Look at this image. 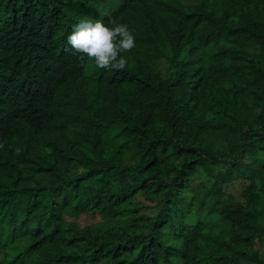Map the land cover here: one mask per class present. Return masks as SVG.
<instances>
[{
    "label": "trees",
    "instance_id": "trees-1",
    "mask_svg": "<svg viewBox=\"0 0 264 264\" xmlns=\"http://www.w3.org/2000/svg\"><path fill=\"white\" fill-rule=\"evenodd\" d=\"M110 15L136 46L89 77L66 38ZM29 123L58 139L0 147V264H264V0H0L4 141Z\"/></svg>",
    "mask_w": 264,
    "mask_h": 264
},
{
    "label": "clouds",
    "instance_id": "clouds-1",
    "mask_svg": "<svg viewBox=\"0 0 264 264\" xmlns=\"http://www.w3.org/2000/svg\"><path fill=\"white\" fill-rule=\"evenodd\" d=\"M67 45L71 47L74 55L83 63L85 59L92 64L87 69L95 71L101 75V70H123L125 69L128 58L121 53L130 52L135 46V36L129 26L120 23L115 19L107 23L103 20H82L73 25L70 34L66 38ZM101 69V70H100ZM2 110V109H1ZM3 115L7 118L2 110ZM30 125L19 135L10 137L5 142L6 129L0 128V147L7 153L16 151V158H26V152H19L15 149V144L26 146L28 149L34 146L47 147L52 141H56L57 133L54 129Z\"/></svg>",
    "mask_w": 264,
    "mask_h": 264
},
{
    "label": "bare ground",
    "instance_id": "bare-ground-1",
    "mask_svg": "<svg viewBox=\"0 0 264 264\" xmlns=\"http://www.w3.org/2000/svg\"><path fill=\"white\" fill-rule=\"evenodd\" d=\"M120 5H121V7H123L122 4H120ZM110 7H111V6H110ZM107 8H108V7H107ZM113 8H115V7H113ZM116 9H117V8H116ZM116 9H115V10H116ZM118 9H119V8H118ZM111 10H112V8H111ZM108 11H109V9L107 10V12H108ZM117 12H119V11H117ZM111 13H113V15L116 14V13L114 14V11L111 12ZM109 14H110V13H108V15H109ZM118 14H119V13H118ZM108 15H107V16H108ZM118 16H119V15H118ZM110 17L112 18L111 15H110ZM108 18H109V17H108ZM108 18H107V19H108ZM114 18H115V17H114ZM116 18H117V17H116ZM192 18H193V17H192ZM112 19H113V18H112ZM117 19H118V18H117ZM190 19H191V18H190ZM110 20H111V19H110ZM115 20H116V19H115ZM105 21H106V20H105V18H104V22H105ZM108 21H109V19H108ZM106 22H107V21H106ZM184 22H186V19L184 20ZM188 22H189V19H188ZM181 23L183 24V22H181ZM179 24H180V23H179ZM172 28H173V27H172ZM173 29H174V28H173ZM173 29H172V30H173ZM179 31H180V30H179ZM182 31H184V30H182ZM182 31H181V33H182ZM183 33H184V32H183ZM187 33L190 35V32H187V31H186L185 34H187ZM191 34H192V33H191ZM181 35H182V34H181ZM183 36H184V35H183ZM190 36H191V35H190ZM190 36H189V37H190ZM192 36H193V35H192ZM187 38H188V37H187ZM201 60H202V59H201ZM201 60H200V61H201ZM201 62H202V61H201ZM199 63H200V62H199ZM76 129H77V131H78V128H76ZM76 129H75V130H76ZM79 129H80V127H79ZM80 130H81V131H85V130H82V129H80ZM71 132H72V131H71ZM72 133H73V132H72ZM81 133H82V132H81ZM77 134H78V132H77ZM78 135H79V134H78ZM78 135H75V136L78 137ZM68 137H69V136H68ZM71 137H72V136H70V138H71ZM79 137H80V136H79ZM79 137H78V139H79ZM70 138H68V139L70 140ZM209 138H210V137H209ZM74 139L77 140L76 137H74ZM69 140H68V142H69ZM73 141H74V140H73ZM71 142H72V141H71ZM74 142H75V141H74ZM76 142H77V141H76ZM76 142H75V143H76ZM69 144H70V143H69ZM73 144H74V143H73ZM210 145H211V144H210ZM213 145H214V144H213ZM224 145H225V144H224ZM216 155H218V154L216 153ZM198 187H199V185H198ZM50 188H51V187H50ZM200 188H201V187H200ZM197 189H198V188H197ZM52 190H53V189H52ZM200 190H201V189H200ZM50 191H51V190H50ZM206 191H207V189H206ZM51 192H52V191H51ZM51 192H50V194H51ZM53 193H54V192H52V194H53ZM44 194H45V193H44ZM59 196H60V195H59ZM45 197H46V195H45ZM56 197H58V196H56ZM42 198H43V197H42ZM51 198H52V197H51ZM53 198L55 199V197H53ZM60 198L62 199V197H60ZM61 199H59L60 202H61ZM218 199H219V198H218ZM42 200H43V199H42ZM55 200H56V199H55ZM55 200H53V202H54ZM50 201H51V200H50ZM216 201H217V200H216ZM58 202H59V201H58ZM218 202H219V201H218ZM56 203H57V202H56ZM50 204H53V203H50ZM36 205H39V204H36ZM36 205H35V206H36ZM41 205H42V204H41ZM43 205L46 206V207H48V205H45V204H43ZM58 205H59V204H58ZM53 206H54V205H53ZM53 206L51 205L50 207H53ZM33 207H34V206H33ZM55 207H57V205H56ZM55 207H54V208H55ZM36 209H39V208H36ZM53 210H54V209H53ZM31 211H32V210H31ZM34 212H35V211H34ZM51 214H52V213H51ZM31 217H32V216H31ZM32 227H33V225H32Z\"/></svg>",
    "mask_w": 264,
    "mask_h": 264
},
{
    "label": "rangeland",
    "instance_id": "rangeland-1",
    "mask_svg": "<svg viewBox=\"0 0 264 264\" xmlns=\"http://www.w3.org/2000/svg\"><path fill=\"white\" fill-rule=\"evenodd\" d=\"M89 65H92V64H90L89 63ZM87 73L89 74V75H87V76H89V77H93V76H95V77H98V75L96 74V72L95 71H93V70H91V69H87ZM82 218V221L84 222V223H92V222H94V221H96V217H92V216H82L81 217Z\"/></svg>",
    "mask_w": 264,
    "mask_h": 264
}]
</instances>
